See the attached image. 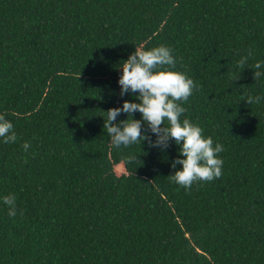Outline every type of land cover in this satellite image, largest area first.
<instances>
[{
    "label": "trees",
    "instance_id": "trees-1",
    "mask_svg": "<svg viewBox=\"0 0 264 264\" xmlns=\"http://www.w3.org/2000/svg\"><path fill=\"white\" fill-rule=\"evenodd\" d=\"M160 45L199 85L181 121L223 146L222 175L187 190L167 178L174 141L116 148L104 129L109 108L139 102L120 96L122 62ZM257 61L264 0H0V114L18 136L0 138V264H264Z\"/></svg>",
    "mask_w": 264,
    "mask_h": 264
},
{
    "label": "clouds",
    "instance_id": "clouds-1",
    "mask_svg": "<svg viewBox=\"0 0 264 264\" xmlns=\"http://www.w3.org/2000/svg\"><path fill=\"white\" fill-rule=\"evenodd\" d=\"M252 55L250 48L247 55L237 62V67L245 69L247 60ZM175 64L172 49L167 46L135 48L121 64L122 74L118 84L121 97L125 94H138L136 100L139 102L124 100L122 107L109 108L104 112V129L116 148L147 141L149 147H158L163 151L169 147L170 140L174 141L180 146L179 157L182 158L175 159L171 167L176 169L177 165H181L182 168L167 178L187 190L195 182H210L222 175L223 160L218 154L223 151V146L220 143L214 145L213 138L205 137L200 126L188 119L181 121V116L186 112L182 102H187L193 91L199 90V85L186 73L171 70ZM253 68L254 80L264 76V71L261 70L264 69V61H257ZM262 99L264 97L248 96L245 101L251 105L260 103ZM136 112L141 114V119L133 118ZM121 113L126 114L127 119L115 122ZM144 126L155 134L154 141L148 131L142 133ZM13 128L12 122L7 120L4 114H0V138L4 143L17 142L18 136ZM21 147L27 152L31 145L24 142ZM135 159L136 157L128 158L129 162ZM3 202L8 206V216H16V196L9 194L3 198Z\"/></svg>",
    "mask_w": 264,
    "mask_h": 264
},
{
    "label": "rangeland",
    "instance_id": "rangeland-1",
    "mask_svg": "<svg viewBox=\"0 0 264 264\" xmlns=\"http://www.w3.org/2000/svg\"><path fill=\"white\" fill-rule=\"evenodd\" d=\"M114 170H115V173H116L117 175L124 174V169H123V167H122L121 165L116 166Z\"/></svg>",
    "mask_w": 264,
    "mask_h": 264
}]
</instances>
